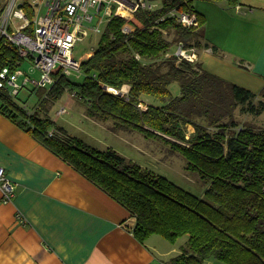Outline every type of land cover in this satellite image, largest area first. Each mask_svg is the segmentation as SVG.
<instances>
[{
	"label": "trees",
	"instance_id": "16d2710c",
	"mask_svg": "<svg viewBox=\"0 0 264 264\" xmlns=\"http://www.w3.org/2000/svg\"><path fill=\"white\" fill-rule=\"evenodd\" d=\"M157 1L156 9L106 23L96 48L81 61V81L58 68L50 90L32 89L41 91L43 115L40 110L28 113L6 90H0V111L128 209L136 220L132 231L141 241L154 234L173 243L185 237L167 264H264V126L237 118L238 110L264 111V99L254 103L257 96L264 98V87L257 93L210 72L200 60L178 62L175 55L167 56L175 42L202 47L206 18L194 0ZM174 7L195 13L200 26L185 27L167 16ZM127 21L130 33L122 30ZM14 57L0 42V68ZM173 82L180 86L178 95L170 89ZM125 85L124 95L106 89ZM66 91L86 103L90 116L112 120L113 129L132 128L167 142L185 158V168L207 185L204 195L110 146L99 149L69 134L47 108ZM188 124L194 128L190 134Z\"/></svg>",
	"mask_w": 264,
	"mask_h": 264
},
{
	"label": "crops",
	"instance_id": "0c3cea01",
	"mask_svg": "<svg viewBox=\"0 0 264 264\" xmlns=\"http://www.w3.org/2000/svg\"><path fill=\"white\" fill-rule=\"evenodd\" d=\"M197 10L203 67L259 93L264 0H205ZM0 165L17 184L10 202L0 191V264H167L180 252L155 235L137 238L128 209L1 111Z\"/></svg>",
	"mask_w": 264,
	"mask_h": 264
},
{
	"label": "built area",
	"instance_id": "2783aa9c",
	"mask_svg": "<svg viewBox=\"0 0 264 264\" xmlns=\"http://www.w3.org/2000/svg\"><path fill=\"white\" fill-rule=\"evenodd\" d=\"M158 6L157 0H0V42L15 54L12 63L0 68V90L13 97L28 85L48 91L57 82L54 72L58 68L68 77L73 72L81 74L82 62L73 56L79 41L95 33L101 35L106 23L115 16L130 19L140 9L153 10ZM167 16L175 17L185 27L200 26L195 13L174 7ZM122 30L130 33L133 27L127 21ZM170 55H175L178 62L194 63L200 57L198 46H188L183 41L176 44L175 53H167ZM26 61L31 72H39L38 78L22 68ZM106 89L120 95L128 91L126 85L120 90L110 86ZM65 111L62 108L59 112ZM0 191L4 202L12 201L17 194L16 182L1 165ZM17 216L24 221L21 213Z\"/></svg>",
	"mask_w": 264,
	"mask_h": 264
},
{
	"label": "rangeland",
	"instance_id": "374dc122",
	"mask_svg": "<svg viewBox=\"0 0 264 264\" xmlns=\"http://www.w3.org/2000/svg\"><path fill=\"white\" fill-rule=\"evenodd\" d=\"M204 2L205 0H194L197 9L203 6ZM164 32L167 33L165 30ZM99 37L100 34L95 33L79 41L73 50L74 58L81 61L87 59L96 48ZM172 37L173 35L171 34L168 38L172 39ZM202 39L203 35L199 37V41L202 42ZM176 44L177 42L170 47L169 52L175 53ZM22 68L32 75V77H39V72L30 71L31 65L27 61L23 64ZM70 77L81 81L84 78V73L82 71L81 74L77 75V73L73 72ZM32 88L31 85L25 87L16 96V100L25 107L28 113L40 110V113L43 115V109L39 106L41 99L39 94H41V91L36 92L35 90L33 92ZM170 89L174 95L180 93V86L177 82H173L170 85ZM262 99L264 98L259 95L254 99V103L258 104ZM47 108L49 109L51 118L58 125L65 127L69 134L78 136L88 144L99 149H105L110 146L127 159L140 164L142 167L150 169L156 174L166 176L179 186L197 195H204L207 185L196 173H192L185 168V158L180 153L171 151V146L167 142L147 137L144 133L132 128L113 129L114 122L112 120L104 121L87 114L86 103L69 91H66L57 101L49 103ZM62 108H65L66 111L59 112ZM237 118L240 122L246 121L256 126H264V111L260 114H253L248 112L241 113L238 110ZM193 130V126L188 124V134L193 132ZM154 235L157 238L163 239L166 243H170V241L159 234ZM183 240V237H181L174 244H182Z\"/></svg>",
	"mask_w": 264,
	"mask_h": 264
},
{
	"label": "bare ground",
	"instance_id": "6f19581e",
	"mask_svg": "<svg viewBox=\"0 0 264 264\" xmlns=\"http://www.w3.org/2000/svg\"><path fill=\"white\" fill-rule=\"evenodd\" d=\"M180 42V41H179ZM178 43V42H177ZM43 90H45V89H43Z\"/></svg>",
	"mask_w": 264,
	"mask_h": 264
}]
</instances>
